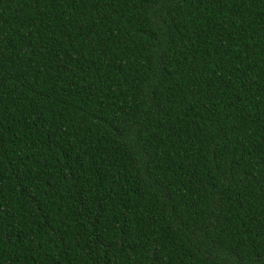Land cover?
Instances as JSON below:
<instances>
[{
	"label": "trees",
	"instance_id": "1",
	"mask_svg": "<svg viewBox=\"0 0 264 264\" xmlns=\"http://www.w3.org/2000/svg\"><path fill=\"white\" fill-rule=\"evenodd\" d=\"M0 264H264V0H0Z\"/></svg>",
	"mask_w": 264,
	"mask_h": 264
}]
</instances>
